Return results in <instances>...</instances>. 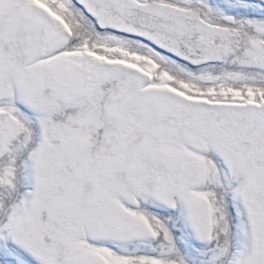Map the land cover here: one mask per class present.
<instances>
[{"label":"snow or ice","instance_id":"6c2138e0","mask_svg":"<svg viewBox=\"0 0 264 264\" xmlns=\"http://www.w3.org/2000/svg\"><path fill=\"white\" fill-rule=\"evenodd\" d=\"M0 264H264V0H0Z\"/></svg>","mask_w":264,"mask_h":264}]
</instances>
